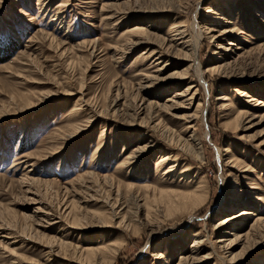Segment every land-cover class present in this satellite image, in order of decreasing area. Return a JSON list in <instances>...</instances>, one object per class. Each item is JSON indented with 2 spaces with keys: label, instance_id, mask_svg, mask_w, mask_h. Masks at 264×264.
<instances>
[{
  "label": "rangeland",
  "instance_id": "374dc122",
  "mask_svg": "<svg viewBox=\"0 0 264 264\" xmlns=\"http://www.w3.org/2000/svg\"><path fill=\"white\" fill-rule=\"evenodd\" d=\"M257 215L264 0H0V264H264Z\"/></svg>",
  "mask_w": 264,
  "mask_h": 264
},
{
  "label": "bare ground",
  "instance_id": "6f19581e",
  "mask_svg": "<svg viewBox=\"0 0 264 264\" xmlns=\"http://www.w3.org/2000/svg\"><path fill=\"white\" fill-rule=\"evenodd\" d=\"M208 11H211V9H208ZM132 30H134V32L135 31H137V32H140L139 30H141L142 31V29H139L138 27H135V29L133 28ZM195 30H196V28H195ZM133 32V33H134ZM175 32L177 33V34H175V35H180V36H183L184 37V35H185V30H182L181 28H176L175 29ZM199 34V33H198ZM199 36V35H198ZM183 37H180V38H183ZM179 38V39H180ZM174 39H176V38H173L172 40H174ZM178 39V38H177ZM198 42H199V39H197V40H194V42L193 43H190V41L189 40H186V41H184L183 43H182V49H185V53H186V56H189V61H190V64H189V67H195V69H196V73L200 76V77H202L201 75H202V73H199L200 72V69H199V67H198V65H199V63H198V56H197V48H198ZM140 42H137V44H139ZM199 50V49H198ZM187 52H189V53H187ZM157 54H159L160 55V57H158L157 59H163L164 58V53H163V51H161V50H158L157 51ZM186 70H188V68L186 69ZM179 77H183V75H180L179 74ZM192 86L193 85H189L187 88H186V91H189L191 88H192ZM237 91H238V93H242V94H244V91H242V90H240V88L239 89H237ZM254 100V99H253ZM13 101V100H12ZM170 139V138H169ZM172 139H173V137H172ZM179 141V140H178ZM196 140H194L193 142H191L190 144L189 143H183L182 144V142H183V140L180 138V143L182 144V145H186V146H189L190 148H196V142H195ZM139 148H140V150H139ZM139 148H136L135 149V151H139V153H137L136 154V156L135 157H139V155L141 154L140 152L141 151H143L144 149H143V147H139ZM190 148H188V149H190ZM191 150V149H190ZM169 157H170V155L169 154H167V155H165V156H163L162 158H161V163H163V162H165V160H168L169 159ZM133 164H134V162H133ZM172 167V166H171ZM197 193V192H196ZM186 195H187V193H186ZM189 195H190V193H189ZM194 196H192V198H193V200H200V199H202L201 198V196L198 194V195H196V194H193ZM181 196V195H180ZM183 196V195H182ZM184 197H186V198H188V196H185V194H184ZM183 198V197H182ZM185 198V199H186ZM148 199V198H147ZM186 200H188V199H186ZM196 206V205H195ZM137 207H139V206H137ZM241 213H240V215L239 216H244V217H246V215H250V214H253L254 212H252V210H250V209H245V210H241L240 211ZM244 217H242V218H244ZM263 223H264V217L262 216V215H257V219H256V221L254 222V225L253 226H251V231L249 230V231H247V233H246V235H248V234H250V232L251 233H255V232H257L259 229H261L262 227V225H263ZM253 231V232H252ZM233 236H234V239L233 240H230V242H229V245L230 246H233V244L237 241V240H239V239H241L240 238V236H242L240 233H233L232 234ZM200 243V241H198V240H195V244L193 245L194 247L195 246H197L198 244ZM237 243V242H236ZM198 253V252H197ZM230 253V252H229ZM231 254V253H230ZM234 256V255H233ZM233 256H231V257H233ZM182 258V257H181ZM222 258H224V257H222ZM198 259V258H197ZM233 259V258H232ZM223 260H226L225 258L223 259Z\"/></svg>",
  "mask_w": 264,
  "mask_h": 264
}]
</instances>
